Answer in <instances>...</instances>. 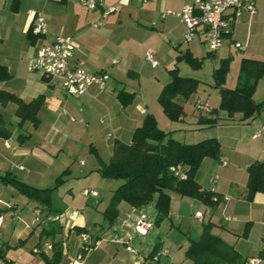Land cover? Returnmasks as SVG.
<instances>
[{"label": "crops", "instance_id": "crops-1", "mask_svg": "<svg viewBox=\"0 0 264 264\" xmlns=\"http://www.w3.org/2000/svg\"><path fill=\"white\" fill-rule=\"evenodd\" d=\"M80 1L18 0L17 8L12 9V0H0V64L10 74L8 79L0 81V90L11 92L26 102L39 95L44 97L37 114L39 124L36 127L30 121H20L14 102L0 103V114L10 131L9 137L0 136V176L11 173L35 187L52 188L47 186L51 174L58 175L69 169L66 154L72 155L78 149V143L86 139L94 140L88 144V151L97 152L104 162H108L114 143H129L135 128L141 125L145 114L150 113L141 91L147 65L156 68L159 61H165L166 53L175 51L177 55L179 51L190 50L189 46L182 45L185 24L177 16L166 12H180L185 4L193 0H103L93 10L85 8ZM254 1L256 14L249 20V14L244 12L232 24L230 36L220 47L228 51L225 57H233L235 51H241L239 63L242 57L264 61V0ZM109 6H116L117 9L103 16ZM36 13L44 16L47 32L30 41L26 34ZM59 34L73 37L75 61H82L89 71L103 70L109 74L110 78L103 89L93 85L82 96L67 95L61 88L59 78L48 79L40 72L28 70V60L37 53L39 47ZM198 37L202 42V37ZM235 42H240L242 48H236ZM148 49L155 51L158 61L155 66L145 58ZM132 71L134 73H130ZM263 77L258 81L255 100ZM164 84H157L155 98ZM121 89L135 93L129 105L124 106L118 100L117 93ZM177 100L185 108L184 99L178 97ZM229 123L223 126L225 130L212 135L220 142V158L205 157L196 173V181L202 188L213 190L228 199H223L215 209H210L197 199L194 201H199L211 210L210 215L216 209H221L225 214L224 221L230 224L220 223V227L214 225L212 232L233 245L247 264L252 257L260 258L259 264H264V256L260 255V251L264 250V191L256 193L251 200L245 197L247 166L253 161L264 160V108L250 121ZM200 140L184 142L195 143ZM221 161H226V164ZM95 162L89 171L98 173L99 163L97 160ZM219 167H225L221 170V176L206 178L203 175L207 168L211 172ZM104 180H101L103 184ZM119 184L120 180H116L110 191ZM15 190L13 186L0 181V215L3 216L4 224L0 228V248L4 254L0 264H16L12 257V254H16L15 250H20L18 259H23L22 254L27 258L23 264H44L40 252L52 257V246L49 248L47 245L54 242L59 243L62 252L59 264H69V258L79 251L75 226L87 229L85 213H80L79 207L67 204L69 196L66 195H58L62 198L61 206H65L64 209L55 210L52 202L48 208ZM110 194L107 197H111ZM170 196L172 200V194ZM94 197H99L98 192ZM149 204L154 206L153 202ZM147 206L132 207L121 201L118 204L117 224L121 223L120 216L126 217L127 214H130L133 222L124 221L125 224L120 226L123 227L120 228L122 234H101L103 231L92 234L93 240L99 238L98 246L93 250H100L103 255H110L114 250V258L120 249L111 248L109 243L123 245L121 262L118 264H132L139 254L146 256L154 248L164 246L159 234H138L134 231L137 209L144 210ZM102 209L99 210L101 213ZM64 210L67 211V217ZM44 211L51 217L55 214L64 215L61 224L57 226L51 217L50 220L45 218L42 215ZM197 211L201 210L196 209L194 213ZM204 218V212L202 217L194 214V219L202 225L205 223ZM209 220L216 223L213 216H209ZM24 221L29 224L26 226ZM126 222L132 227L131 232L127 230L129 226ZM246 223H249V231L243 236ZM190 236L187 234L188 243L183 253L188 247ZM174 239H177L176 235L170 237L169 241L173 242ZM165 249L168 254V249ZM88 252L84 253L83 264H86ZM176 256L175 251L174 256L170 257V264H175ZM189 264H192L191 261Z\"/></svg>", "mask_w": 264, "mask_h": 264}, {"label": "trees", "instance_id": "trees-1", "mask_svg": "<svg viewBox=\"0 0 264 264\" xmlns=\"http://www.w3.org/2000/svg\"><path fill=\"white\" fill-rule=\"evenodd\" d=\"M60 1L66 2L67 0ZM17 3L18 0H12V9L17 8ZM32 29L33 25L26 34L30 41L44 36V34L33 33ZM208 54L213 55V52L208 51ZM177 59H185L194 67L200 64L198 57L188 49L179 51ZM231 59V56L221 58L213 72L220 93L218 109L226 112L227 123L250 121L257 117L264 108V100L254 99L258 81L264 75V61L242 57L235 86L226 87L224 82ZM168 75L169 78L163 85L157 100L170 120L180 121L185 110L177 98L188 99L196 91L200 81L197 78L181 75L177 67L169 68ZM9 77L7 68L0 64V81ZM134 96V92H128L125 89L117 93L118 100L124 106L132 103ZM43 101L42 95L26 102L11 92L0 90V103L14 102L20 121H30L34 127L39 124L37 114ZM237 114L239 115L236 117ZM198 122L216 126L218 117L200 116ZM0 136H10V131L5 126L1 114ZM95 155L99 162L100 175L104 178L120 180V184L113 190L110 201L103 211L104 218L109 223H113L118 217V204L121 201L127 202L132 207H140L153 202L156 209L154 223L158 224L168 216L171 191L181 196L197 199L210 209H215L225 197L213 190L202 188L196 181V173L205 157L220 158L218 138L209 137L195 143L181 142L172 136V131L159 128L152 113L145 114L141 125L133 131L129 143L121 141L114 143L113 153L108 162H104L97 152ZM177 166H180L181 172L185 175L183 178L172 169ZM246 170L248 179L245 197L251 200L256 193L264 191V160L251 162ZM0 181L13 186L32 201L48 208L51 206V192L55 187L38 188L11 173L1 175ZM213 227L214 223L211 220L203 223L201 233L197 237L189 238L185 257L192 264H247L233 245L212 232ZM84 230L87 229L75 226L78 234L85 232ZM248 231L249 223H246L242 235L246 236ZM51 246L52 257L49 258L40 252L44 264H59L62 259L59 243L54 242ZM157 248H154L151 253L156 252ZM3 255L0 248V260ZM260 255L264 256V250L260 251Z\"/></svg>", "mask_w": 264, "mask_h": 264}, {"label": "rangeland", "instance_id": "rangeland-1", "mask_svg": "<svg viewBox=\"0 0 264 264\" xmlns=\"http://www.w3.org/2000/svg\"><path fill=\"white\" fill-rule=\"evenodd\" d=\"M182 45L183 47L189 46L193 54L200 60V64L197 67H194L185 59H177L178 54L176 55L175 51L171 54L166 53L165 61H159V65L156 68H151L149 64L147 65V75L142 78L141 91L145 103L148 104L150 113L153 114L156 120L157 126L164 131H172V133H174V138L184 142L185 140L193 141L197 139H203V137H212V135H216L222 129L225 130L223 126L231 123H227L225 120L226 112L218 109L220 103V93L219 87L216 86L215 78L213 76L214 69L218 66L220 59L228 55V51H226V48H220L214 55L208 54L206 45L203 43V41L201 42V39L198 37V35H195L191 42L183 41ZM241 54V51L234 52V55L229 63V69L224 82V86L226 87H233L236 84L239 69L238 55L240 56ZM172 67H177L181 75L197 78L200 81L196 91L192 93L188 99L184 100L185 114L180 121L170 120L163 112V109L157 98L154 97V91L157 84L160 83V85H162L163 83H166L167 79L169 78L168 69ZM255 98L257 101H262L264 99V77L260 81ZM205 99H207L210 109L209 111H203L200 113L194 104L197 100L204 101ZM200 116L218 117V124L220 126L216 127L209 126L207 124H201L198 122ZM91 141L94 140L86 139L83 140L82 143L79 142L78 149L74 151L72 155L65 153L67 156L65 159L68 163L67 165L70 167L69 169L71 172L69 169H67L58 175L51 174V180H49L47 184L48 187H55V189H53L51 192V202L53 203L55 210L64 209L65 206H61L62 198H59L58 195L69 196V199L66 201L67 204L70 206L73 205L74 207H79V212L85 213L86 215L87 230L84 231L87 234H99L100 231H103L101 234H104V232H109L110 234H122L123 231L120 228L123 227L120 226L125 224V220L133 222V218H131L130 214H127L126 217L121 215L120 224H117L118 218H116L113 223H109L105 220L103 211L107 207L111 198L109 196L107 197V195L113 193L112 190L110 191V187L115 183L116 180L104 178L99 172L96 173L95 170L89 171V169L93 167V163L97 160L95 152L92 151V153H90L88 151V144L91 143ZM67 165L65 166L66 168ZM223 168L225 167H219L218 169H214L211 172L207 168L203 175L206 178H209L211 175L221 176V170H223ZM103 179H105L104 184L101 181ZM86 189L97 191L99 197L96 198L91 193L86 194ZM171 194L173 197L170 202L168 216L161 220L158 224L153 223L150 232L148 231L146 234H159L160 238L165 243L161 248L158 247L156 251H161L163 253L160 255V263L170 264V257H173L174 252L176 251L177 258L174 260L175 264H189L190 260L185 258V253L182 252L188 243L187 234H190V237H197L202 231V223L197 222L194 219V211L196 209H200L202 212H204V222L209 220V216H213V220L216 222L214 225L217 227H220V223H225L228 225L230 223L224 221L225 214L221 209H216L212 213L213 215H210L211 210L207 209L206 206L201 204L199 201H194V198L181 196L173 191H171ZM147 205L148 206L144 210L137 209L138 218L141 212L145 211V213L149 216V219L153 221L156 214L155 207L153 205L150 206V204ZM100 209H102V213L99 211ZM44 212L42 215L45 216V218H49L50 220L51 215H47L46 212ZM64 213L65 217H67V211L64 210ZM52 217L51 219L54 224H57V226L61 224L63 218L55 220ZM23 223L26 226L29 224L26 221ZM126 225L129 226L127 230H130L131 232L133 229L130 227V224L127 223ZM175 235L177 236V239H174L173 242L169 241L170 237ZM78 243L80 246L81 241L79 237ZM109 244L111 248L114 247L120 249L114 258L112 255L114 250H111L112 252H110V255H103L101 254L100 250H92L88 252L87 257L85 258V263L118 264L121 262L120 257L124 250V246L112 243ZM18 246L20 247V245ZM165 248L168 249V254L164 252L167 251ZM15 251L16 254H12L13 260L16 264H23L27 258H25V255L22 254L21 257L23 259H18V254H20L18 252H20V250ZM143 256L144 254H139V257Z\"/></svg>", "mask_w": 264, "mask_h": 264}, {"label": "built area", "instance_id": "built-area-1", "mask_svg": "<svg viewBox=\"0 0 264 264\" xmlns=\"http://www.w3.org/2000/svg\"><path fill=\"white\" fill-rule=\"evenodd\" d=\"M103 0H81V4L88 10H93L102 4ZM117 9L116 6H109L103 12V16ZM244 12L249 14V20L256 14V3L254 0H193L185 4L180 12H170L177 16L186 26L184 41L191 42L195 35H200L207 51L216 52L232 32V24L239 19ZM33 33L46 34L47 22L41 13L34 14L32 21ZM95 25V24H94ZM236 48H242L240 42H235ZM75 43L72 36L59 34L53 40L42 44L37 53L28 60L27 68L30 71L40 72L45 78L57 77L61 81V88L67 95L82 96L90 86L103 89L110 76L106 71H89L82 61L74 60ZM146 60L153 66L158 64L155 58V51L148 49L145 52ZM195 107L201 111H209V104L206 100H197ZM255 134L254 136H256ZM226 164V161H221ZM23 168V167H21ZM180 177L185 175L181 172L180 166L172 168ZM216 176L212 179L215 181ZM86 194L97 195L96 191L85 190ZM228 197H224L227 200ZM64 215L56 214L52 218L58 220ZM196 217H202V212H195ZM225 219H229L225 217ZM154 220H150L145 212H141L134 225V231L146 234L153 226ZM3 225V216L0 215V228ZM81 244L79 251L69 258V264H83L84 253L93 250L98 246L99 241L93 240L91 234L81 232L78 234ZM47 247L51 248L48 244ZM166 252V251H164ZM163 253L153 252L146 256H136L132 264H162L160 255ZM258 257L249 258V264H259Z\"/></svg>", "mask_w": 264, "mask_h": 264}]
</instances>
